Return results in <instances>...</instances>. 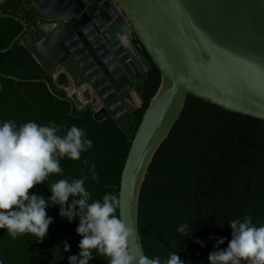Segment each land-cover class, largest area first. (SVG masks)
<instances>
[{"label": "trees", "instance_id": "1", "mask_svg": "<svg viewBox=\"0 0 264 264\" xmlns=\"http://www.w3.org/2000/svg\"><path fill=\"white\" fill-rule=\"evenodd\" d=\"M0 14L25 21L28 30L23 37L30 43L38 39L32 29L39 14L29 0H6L0 5ZM22 32L19 21L0 18V51ZM141 52L151 70L136 88L143 105L132 113V125L126 132L110 115L96 114L90 107L80 109L20 40L8 52L0 53V121L63 124L60 135L75 125L93 142L80 159H61L62 175L50 174L30 192L43 194L47 200L51 195L47 184L60 178H83L91 193L89 202L101 200L106 193L117 196L115 214L119 218L121 174L131 140L161 83L160 72L143 49ZM64 81L62 77L59 84ZM90 165H95L96 181L91 178ZM78 198L70 196L69 202ZM58 211L59 205L46 208L53 222L41 243L35 242L34 235L13 239L0 229V264H68L73 255L79 260L81 237L75 232L79 220L68 223ZM246 215L252 217L253 224H264V121L189 96L179 121L156 153L141 191L139 231L145 254L163 260L178 251L184 264H208L209 253L226 248L231 239L228 222L243 220ZM182 223L188 225L184 234L176 231ZM219 238L225 242L217 245ZM64 240L70 246L67 252ZM92 252L88 264H108L107 257Z\"/></svg>", "mask_w": 264, "mask_h": 264}, {"label": "water", "instance_id": "2", "mask_svg": "<svg viewBox=\"0 0 264 264\" xmlns=\"http://www.w3.org/2000/svg\"><path fill=\"white\" fill-rule=\"evenodd\" d=\"M29 1L39 14L32 29L38 39L23 37L25 21L0 14L23 26L0 53L20 40L80 109L100 108L126 132L132 113L143 105L136 88L151 70L141 49L160 72L159 89L131 140L119 190V219L134 230L129 247L146 255L139 231L141 191L188 97L264 121V0ZM130 94L138 99L133 109L125 102Z\"/></svg>", "mask_w": 264, "mask_h": 264}, {"label": "clouds", "instance_id": "3", "mask_svg": "<svg viewBox=\"0 0 264 264\" xmlns=\"http://www.w3.org/2000/svg\"><path fill=\"white\" fill-rule=\"evenodd\" d=\"M64 128L54 122L45 125L27 121L17 125L11 120L0 121V229H5L13 239L23 234L34 235L35 242L41 243L53 222L46 208L59 205L61 218L68 223L74 218L79 220L75 232L81 237L77 244L81 258L70 256L68 264H88L93 249L97 257H107L108 264H184L178 251L163 260L157 255L133 254L129 239L134 230L115 214L117 196L106 193L101 200L89 202L91 193L83 178H60L50 186L47 184L51 193L47 200L43 194L29 191L46 182L50 174L62 175L61 159L78 160L82 152L92 148L93 142L82 128L72 125L63 135L58 134ZM82 162L87 164V160ZM89 171L92 180H98L95 165H90ZM70 196L79 198L69 202ZM228 226L232 231L227 247L209 253L208 264H264V224L257 226L246 215L243 220L232 219ZM187 227L182 223L176 231L184 234ZM224 242V238H219L216 244ZM196 243L203 247L202 241ZM62 244L67 252V240Z\"/></svg>", "mask_w": 264, "mask_h": 264}, {"label": "crops", "instance_id": "4", "mask_svg": "<svg viewBox=\"0 0 264 264\" xmlns=\"http://www.w3.org/2000/svg\"><path fill=\"white\" fill-rule=\"evenodd\" d=\"M133 94H130V95H128V97L126 96L125 97V102H126V105H127V107L129 108V109H133V107H135L134 105V102H133V100H132V96ZM87 100V99H86ZM92 110H94L92 107H90Z\"/></svg>", "mask_w": 264, "mask_h": 264}, {"label": "built area", "instance_id": "5", "mask_svg": "<svg viewBox=\"0 0 264 264\" xmlns=\"http://www.w3.org/2000/svg\"><path fill=\"white\" fill-rule=\"evenodd\" d=\"M108 1L111 2V3L113 2V0H108ZM116 8L118 9V7H116ZM120 14H121V13H120ZM77 104H79V103H77ZM100 110H101V109L98 108V109H95L94 112L97 114V113L100 112Z\"/></svg>", "mask_w": 264, "mask_h": 264}, {"label": "bare ground", "instance_id": "6", "mask_svg": "<svg viewBox=\"0 0 264 264\" xmlns=\"http://www.w3.org/2000/svg\"><path fill=\"white\" fill-rule=\"evenodd\" d=\"M133 102H136V103H138V99H137V97H136V96H134V97H133Z\"/></svg>", "mask_w": 264, "mask_h": 264}]
</instances>
